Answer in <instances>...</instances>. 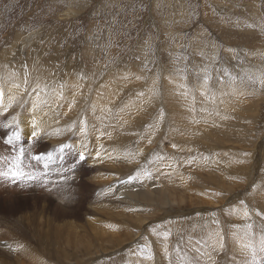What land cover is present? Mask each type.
Returning <instances> with one entry per match:
<instances>
[{"label":"rangeland","instance_id":"rangeland-1","mask_svg":"<svg viewBox=\"0 0 264 264\" xmlns=\"http://www.w3.org/2000/svg\"><path fill=\"white\" fill-rule=\"evenodd\" d=\"M25 37H30L26 43H24L25 41L22 42ZM0 58L1 61L3 60L2 62L0 61V169L6 172L10 162L18 154L19 149L23 148L25 151L23 169L39 177V180L38 178L28 180L26 177L13 180L8 176H0V230H3L6 234L10 232L9 241H17L21 245H25L24 247L35 251V239H33L29 221H33L37 225H45L44 227L46 228L48 226V231L55 236L58 226L63 225L66 226L64 227L65 233L58 239L59 246H56L58 252L64 251V248H68V245L73 242H79L82 246L88 244V247L91 246L90 249L92 250L88 255L83 253L80 255L69 254L82 259L86 258L82 264L84 262H86L85 264H93L91 263L92 261L88 262L87 259L90 256H96V254H92L95 253L93 249L100 247L97 245L100 242L96 243L98 238H94L92 232L89 231L90 229L87 227L89 223L87 221L91 223L94 219L105 220L103 217L105 212H102L104 208L101 206L106 204V202V205L112 209L107 197L99 199L103 202L105 201L104 203L102 201L96 203L93 197L97 194L94 187V178L99 176V182H103L104 180L106 181L105 176L107 175L116 177V180L122 176L121 180L125 184L124 187L127 188L126 184L129 185L127 189H134L133 192L141 193V191L148 190L151 194H147L145 191V197H148L147 201L155 204L161 205L159 201L161 196L170 202L179 203L181 197L186 198L188 201L185 200L186 203L183 202L179 205L173 204L170 207H162L161 211H158L157 206L154 205L145 207L143 204H146V202L143 201L145 199L141 195L139 197L136 195L131 196V199L127 198L124 200L125 202L123 201L120 204L115 200L111 201L114 204H118V207H115L117 211L124 212L126 209L125 217H128L133 223L125 222V219L118 224V227L116 223H111L110 225L114 226L113 228L115 229L111 228L112 230L109 229L106 232L100 225L92 224L105 232V234L107 233L106 237L108 238L123 235L129 229L132 230L134 225H136L134 220L141 219L145 221V214L147 213L149 217L157 213L160 215L159 218H161V221L147 224L145 234H136L135 232L137 231H134L132 236L128 234L131 238L124 245H118V248H112L107 244L101 247L102 251L105 249V252L97 254L109 255L108 257L110 258L111 256L113 258V253L117 254H114L116 257L118 255L122 256L117 264H126L124 251L127 252V249L130 251V246L135 241L134 239L137 241L136 248L133 250L138 255L148 253L147 246H154L155 249L159 248L158 243L160 241L148 239L154 234L156 228H160L161 233H166L172 226L171 222L179 224L184 218H187L186 216L182 217V215H180V219L178 217H176L177 219L175 217L165 218L171 210L183 209L186 212L196 207L197 209L195 208L194 212L187 215L188 218L192 216L189 221L200 220V222L203 221L205 223L209 220L210 226L203 225L207 229H210V227L215 228L211 222H219L217 228L220 229L219 216L221 217L224 233L221 230L220 243L223 244V248L219 245L220 249L218 248L215 256L209 250L210 262L208 264H232L230 259H234V255L228 254L229 256H226L227 245L229 246V244L226 245L227 239L229 235L234 234L233 225H230L229 221L233 220L237 224L244 216L242 210L245 207L249 214L252 213L249 215L251 219H259V221L262 219L261 221H264V210L260 206L262 203L256 198L261 196L264 200V188L261 187L262 184L259 179L257 186H255L256 177L260 174H262V177L264 176V0H0ZM121 69L122 71H120ZM9 71L17 72L25 78L23 86L21 85V88H18L19 84L16 88V90L20 89V98L17 97L20 93L13 96L8 94L5 85L6 74ZM121 79L125 82H122ZM205 79H207V84H205ZM240 84L246 88L242 89L243 93L239 91V102L235 103L236 101H233L231 109L228 110L231 115L228 119L230 121L228 125L230 126H226L228 130L226 127H216V130L226 131L225 135L230 133L231 135L225 138V141L221 138L224 143L219 144L220 146H218L216 141L217 138L215 140V138L206 136V138L212 140L191 141L189 134L196 132L183 129V126L182 128L180 126L185 120L188 126L196 129L198 127L195 117H193V122H190L188 118H192L196 112L203 113L202 115L208 114L198 105L206 101L207 96L203 93H217L220 97H223L227 92L229 93V85L239 87ZM35 85L42 87L43 93L40 96L44 97L45 95L47 99L48 94L53 91L54 94L57 93L59 98L58 102L55 101L51 105H44V102L41 101V103L35 99L34 104L41 111V114H36L37 116H33L34 111L32 112V107L27 99L29 91L33 90ZM113 87L116 93H120L116 94V102H112V105L109 104L112 108L109 109V121L106 119L105 129L109 130L111 128L110 133L112 136L116 131L121 132V136L130 144L127 143L126 148H124V145L121 148L125 152L120 151L119 155L116 154V139L107 140L105 138L106 140H102L101 137L103 136L99 138L98 133L97 135L95 134V137L93 133L98 131V128L93 129V126L81 120V117L85 114H81L82 116L80 115L74 119L73 123L70 122L69 124L66 122V124L64 122L66 128L67 126L70 127L68 131L64 130V132L66 131L64 134L60 136H58L59 134H49L54 128V124L49 125L43 119L49 118L51 112L56 115L60 109L65 108L63 118L71 114L74 109H77L78 113L80 110L84 113L95 93L104 92L105 89L109 91ZM173 87H178L184 94H201L203 99L200 100L201 96H198L200 101H197L196 106L192 107V109L194 108L193 110L191 108L189 110L186 102H180L181 107L175 108V111L178 112H175V115H171L173 113L171 106L178 105L167 96L172 91L170 88ZM35 88L39 90V88ZM201 88L203 91L199 92ZM130 89L132 93H130ZM62 94L64 95L62 96ZM247 94L250 96L248 97ZM230 95H232V92ZM251 95L253 96L251 97ZM257 95L260 96L258 99H261L259 102L263 101L260 106L257 109L251 104L247 106L244 100L256 99ZM232 96L227 98L231 100V98L238 97ZM82 97L86 98L82 100ZM141 99L143 100L141 101ZM18 100H20L19 109H16L15 102ZM135 105L138 106L137 108L140 109L141 114L137 112L130 113L129 110L133 111L132 107ZM45 108L50 110H45ZM55 109L57 111H54ZM246 109L250 110L246 111ZM254 110L259 111L255 112ZM184 111L186 114L190 111L188 118L184 116ZM46 113L49 116H46ZM87 115L91 116V113ZM58 116L56 117L58 120L56 119L55 123L61 125L62 119ZM129 116L134 118V120L130 119V124L127 122ZM120 120H124L126 126L119 127ZM25 127L30 131L27 134L24 133ZM81 128H83L85 135L78 137L77 132ZM99 129L103 128L99 127ZM219 130H217V134L220 132ZM33 132L36 133L35 138L32 137ZM14 135H18V139L13 138ZM186 140L190 141L187 142ZM200 143L201 145H199ZM108 145H112V147L108 149ZM258 146L262 147L261 153L258 151L259 155L262 154L260 156L262 163L259 164V168L258 166L256 167L257 174L254 175V187H250L246 174L242 179H238L239 171L235 170V160L237 159L238 161L236 166L238 164H240L238 166L247 165L249 162H245L243 159L240 160L241 153L248 151L249 154H255ZM156 147L161 150H157ZM192 150L193 152H191ZM150 151L152 152L151 156ZM33 155H39L42 159L39 161L33 160L31 158ZM133 155L135 156L133 157ZM197 155L203 158V165L197 161ZM49 156L51 157L50 161L48 160ZM109 157H113V160H110ZM130 157L135 159V161L132 160V163H140V166L133 163L129 167V173L126 174H112L111 171H108L123 167L121 163L124 161L123 164L125 165V159H130ZM69 160L71 161L69 162ZM184 160H188L189 163H185ZM45 162L49 164L46 170L42 167ZM162 163H164V167ZM222 163H225L228 169ZM93 166H98V168L93 170ZM77 168L79 176L75 179L72 178L74 181H67L71 194L66 198L71 204L65 206L61 201H66L67 199L61 198L56 191H62L61 185H64L65 176L69 171L73 172L71 169L76 170ZM160 168L167 173L168 177L165 182H162L163 180L159 177ZM233 170L234 172L232 173L234 174L231 173ZM209 171L213 172V174L207 173ZM221 171L222 173L225 172V174L228 173L227 177L237 178L235 182L232 181L235 183L232 191H221L217 188V184L214 183L212 187H207L206 185V189L217 190V195H213L211 198L205 193L196 194L197 197L195 198L193 194L186 192L203 188V185H205L202 181L203 176H216ZM45 172L47 173L46 176ZM195 177L199 180L198 182ZM179 178L182 179V184L179 183ZM231 179L226 178L224 180L228 182ZM171 180H175L178 183H170ZM149 181H154L153 186L147 185ZM119 183L122 184V182ZM161 184L165 185V187H160ZM80 186L83 187L84 192L82 191V194L86 193L87 195L86 201L93 199L94 205L90 208L95 207L96 210L91 211L96 213L101 211L99 214L88 216L83 214L87 204L84 201L81 207L80 203H78L81 195ZM107 190L108 188L102 192L107 195ZM203 191H205V188H203ZM130 192L128 190L125 191L127 194ZM219 193L221 194L218 195ZM50 198L54 200L51 201ZM192 200L194 201L192 202ZM49 201L53 203L49 204ZM97 205L99 206L97 207ZM59 208L60 210H58ZM144 208L149 211L147 210V213L146 211L145 213L142 212ZM75 209L76 211L71 212ZM77 209L79 210L78 213H76ZM97 209L100 210L98 211ZM215 209L221 210L218 212ZM34 211L35 213H33ZM198 211L200 212L198 213ZM258 212L260 215H257ZM207 213L209 214L207 215ZM50 216L55 218L51 219ZM206 217L208 220H205L207 219ZM7 220H10V225L7 224ZM226 221H228V224L225 225ZM13 223L17 226V230L14 227L11 228ZM51 225L55 226L56 233L53 232L54 229ZM88 232L93 239L97 240L89 243L85 237ZM72 234L74 237H72ZM46 235L44 234L45 237H48V234ZM199 235L200 232L195 236V238L197 237L200 240L198 242L199 247H201V243H209ZM1 236L0 240L6 242V239ZM186 241L183 243L185 244ZM214 245L215 243L213 242L212 246ZM184 246L177 249L162 247L165 248L164 250L162 249L163 251L155 250V255H158V258H149V255H147L146 264L150 260H152L150 263L153 262L152 264H154L157 261L156 259L160 260L163 257V259H166L165 264H173L178 257L188 256L182 249ZM165 250L169 251L170 254H167L169 252ZM198 250L196 253L200 252ZM159 251L164 253L160 254ZM233 252L236 253L237 251L234 250ZM38 254L40 255V253ZM18 257L20 256H14V253H11L12 261L9 259L10 264H21L24 259L22 260L21 257ZM41 257L44 264H61L50 259L47 260V255H41ZM262 257V262L247 261L239 264H264V255ZM199 262L206 263L204 256H201ZM66 264H70V261H67ZM177 264L182 263L177 262ZM186 264H190V262Z\"/></svg>","mask_w":264,"mask_h":264},{"label":"bare ground","instance_id":"bare-ground-1","mask_svg":"<svg viewBox=\"0 0 264 264\" xmlns=\"http://www.w3.org/2000/svg\"><path fill=\"white\" fill-rule=\"evenodd\" d=\"M20 39V38H19ZM30 39V37H25L24 39H22V42L23 41H25L24 43H26L28 40ZM34 41V40H33ZM31 42V41H30ZM44 50V49H43ZM40 54V53H39ZM6 55V54H5ZM8 56V55H7ZM36 58V57H35ZM34 58V59H35ZM1 59V58H0ZM24 59V58H23ZM30 59V58H29ZM39 59V58H38ZM18 60H19V58H18ZM21 60H22V58H21ZM20 60V61H21ZM1 61V60H0ZM3 61V60H2ZM1 61V62H2ZM19 61V62H20ZM34 61V60H33ZM18 62V61H17ZM16 62V63H17ZM36 62V61H35ZM248 64V63H247ZM13 65H14V63H13ZM18 66V65H17ZM19 67V66H18ZM31 67V66H30ZM124 70V69H123ZM5 71V70H4ZM120 71H122V69L120 70ZM7 72V71H6ZM22 72V71H21ZM20 72V73H21ZM116 72V71H115ZM129 72H130V70H129ZM257 72V71H256ZM14 73V74H13ZM23 73V72H22ZM99 74V73H98ZM7 77H6V87H7V91H8V94L9 95H11V96H13V95H18L20 92V89H17L16 90V88H17V85H19L18 86V88L20 87L21 88V85L23 86V81H24V77H22L20 74H18L17 72H13V71H9L7 74ZM115 75V74H114ZM36 76V75H35ZM34 76V77H35ZM33 77V78H34ZM44 77H48V76H44ZM50 78H51V76H49ZM36 78V77H35ZM34 78V79H35ZM41 78H42V76H41ZM78 78V77H77ZM224 78V77H223ZM5 79V78H4ZM33 79V80H34ZM126 79V78H125ZM49 80V79H48ZM122 80V82H125L123 79H121ZM27 81V80H26ZM128 81V80H127ZM35 84V83H34ZM36 84H38V83H36ZM139 84V83H138ZM178 84V83H177ZM235 84V83H234ZM26 85V84H25ZM224 85V84H223ZM226 85V84H225ZM239 85V84H238ZM108 86V85H107ZM132 86V85H131ZM26 87V86H25ZM34 88L35 87H37V88H39V90H37L36 88L34 89L33 88V90L31 89V91H29V93H28V95H27V99H28V103H30V105H31V109H32V112L34 111V115L33 116H35L36 114H38V113H40L41 111H40V109H39V107H37V105H35L34 103V101H36L35 99H37V101H39V102H44V105H47V104H54V102L56 101V102H58V100H59V98H58V95H57V93H55L54 94V92L52 91V93L50 92H48L47 91V89L45 88V90L49 93H47L48 94V98L46 99L45 97V95H44V97L43 96H40L42 93H43V91L41 90L42 89V87L41 86H39V85H35V86H33ZM106 87V86H105ZM109 87V86H108ZM135 87V86H134ZM29 88V87H28ZM132 89H133V87H131ZM136 88V87H135ZM246 87H244V86H241V84H240V86L239 87H236V86H233V85H229V93L227 92V94L225 95V96H223V97H220L217 93H213V94H209V93H203V94H205L206 96H207V98L205 99L206 101H205V103H201V104H198V105H200L206 112H208V114H206V115H202V114H200V113H198V112H196L193 116H192V118H188L189 116V112L190 111H188V113L186 114V112L184 111V116L185 117H187L188 119H189V121L190 122H193L194 120H193V117H195V122H196V124H197V127L198 128H196V129H192L190 126H188L187 124H186V122H185V120L182 122V125L180 126L181 128H182V126H183V129H189V130H191V131H193V132H196V133H192L191 135L189 134V138H191V141L193 140V141H198V140H202V141H205V140H207V141H209V140H212V139H208V138H206V137H209V138H215V140H216V138H217V142H218V146H220L221 144H223L224 143V141H225V138H228L230 135H231V133L230 134H226L225 135V133H226V131H223V132H221V130H219V129H217V130H219L220 132L217 134V130H216V127H226L227 125H228V122H230L228 119L231 117V115H230V113H228V110L229 109H231V104H232V102L233 101H236L235 103H238L239 102V91L240 92H242L244 89H245ZM44 89V88H43ZM114 87L112 88V90H109L108 91V89H105L104 90V92L102 91L101 93H95L94 94V96H93V99L91 98V102H90V105L88 106V108L84 111V113L80 110V112L78 113V110L76 109H74L73 110V112L71 113V114H67L68 116L66 117V118H63L62 116H63V113L65 112V108L64 109H60V111L55 115V114H52V112H51V115L49 116L47 113H46V116L48 115L49 116V118H45V119H43L44 121H46V123L47 124H54V128L52 129V131H51V133H49L50 135H58V136H60L61 134H64L66 131H68L69 130V126H67V128H66V122H68L69 124H70V122H72L74 119H76V118H78L81 114H85V115H81L82 117H81V120L82 121H85L87 124H90L91 126H93V129L94 128H98L97 130L98 131H95L93 134H94V136L96 137V135H97V133H98V137L100 138L101 136H103V137H101L102 138V140L103 139H105V138H107V140L108 139H111V140H114V139H116L115 140V145H116V154H118L120 151H123V149H121V148H123V145L125 146L124 148H126V146H127V143H128V141H126V139L123 137V136H121V132L119 133V132H115L114 133V135L112 136L111 135V128L109 129V130H106L105 129V127H106V119H108V117H109V113H110V111H109V109H111L112 108V102H116V99L117 98H115V97H117V95L116 94H118V93H120V92H118V93H116L114 90ZM172 91H171V93H169V94H167V96L168 97H170V99L172 100V102H174V103H176V104H178V105H173V106H171L172 108H173V113L171 114V115H175L176 113L175 112H178V111H175V108L176 107H181V104H180V102H182V103H185L186 102V104L189 106V110H190V108L192 109V107H194V106H196V102L197 101H200V100H202L203 98H202V96H201V94L199 95V94H195V95H193L194 93H182L181 92V89H179L178 87H173V88H170ZM243 89V90H242ZM50 90V89H49ZM129 90V89H128ZM165 90V89H164ZM198 90H199V88H198ZM197 90V91H198ZM28 91V90H27ZM119 91V90H118ZM131 91V92H130ZM130 93H132V90L130 89ZM141 91V90H140ZM201 91H203L202 90V88L200 89V91L199 92H201ZM180 92V93H179ZM223 92V91H222ZM231 92H232V95H235V96H238V97H234V98H231V100L230 99H228L227 97H229V96H232V95H230L231 94ZM244 92V91H243ZM242 92V93H243ZM178 93V94H177ZM221 93V92H220ZM219 93V94H220ZM239 93V94H238ZM252 93V92H251ZM76 94V93H75ZM74 94V95H75ZM147 94V93H146ZM245 94V93H244ZM64 94H62V96H63ZM129 95V94H128ZM131 95V94H130ZM143 95V94H142ZM141 95V96H142ZM248 95V97L250 96L249 94H247ZM20 96H21V93L17 96V97H19L20 98ZM34 96H36L35 98H34ZM61 96V97H62ZM67 96H68V94H67ZM120 96H122V95H120ZM140 96V97H141ZM149 96V95H148ZM198 96H201V98H200V100L198 99ZM204 96V95H203ZM241 96V95H240ZM253 95H251V97H252ZM258 97L256 98V99H249V100H244V102L246 103V105L247 106H249L250 104L253 106V107H255L256 109L258 108V106H260V104L263 102H259L261 99H258L260 96L259 95H257ZM118 97H119V95H118ZM145 97H147V96H145ZM144 97V98H145ZM233 97V96H232ZM245 97H246V95H245ZM86 97H82V100H84ZM143 98V99H144ZM254 98V97H253ZM15 99V98H14ZM18 99V98H17ZM26 99V100H27ZM143 99H141V101L143 100ZM148 99V98H147ZM146 99V100H147ZM70 100V99H69ZM139 100H140V98H139ZM150 100V99H149ZM169 100V99H168ZM16 101V100H15ZM22 101V100H21ZM148 101V100H147ZM41 102V103H42ZM204 102V101H203ZM69 103H71V102H69ZM118 103V102H117ZM153 103V102H152ZM15 104H16V109H19V104H20V100H18L17 102H15ZM74 104V103H73ZM109 104H111V105H109ZM134 104V103H133ZM43 105V106H44ZM66 105V104H65ZM119 106V105H118ZM123 107V106H122ZM138 106H134V107H132V109H134L133 111L132 110H129L130 111V113L132 114L133 112H137L138 114H141V111H140V109L139 108H137ZM28 108H29V106H28ZM140 108H141V106H140ZM201 108V109H202ZM15 109V110H16ZM43 109V108H42ZM49 108H45V110H48ZM53 109V108H52ZM127 109H129V108H127ZM126 109V110H127ZM194 109V108H193ZM192 109V110H193ZM243 109V108H242ZM241 109V110H242ZM50 110V109H49ZM68 110H69V108H68ZM143 110V109H142ZM248 109H246V111H247ZM250 110V109H249ZM248 110V111H249ZM54 111H57L56 109L54 110ZM53 111V112H54ZM114 111H117V110H114ZM252 111V110H251ZM255 111V110H254ZM259 110H257V111H255V112H258ZM45 112H48V111H45ZM55 113V112H54ZM88 113H91V116H88L87 114ZM136 113V114H137ZM191 113H193V111H191ZM41 114V113H40ZM118 114V113H117ZM121 114V113H120ZM128 114V113H127ZM138 114H137V116H138ZM178 114V113H177ZM57 115H59L58 117L59 118H61L62 120V124L61 125H58L57 123H55V121H56V117H57ZM90 115V114H89ZM244 115V114H243ZM248 115V114H247ZM250 115V114H249ZM37 116V115H36ZM41 116H43V115H41ZM245 116V115H244ZM126 117V116H125ZM241 118H242V116H241ZM240 118V119H241ZM41 119V118H40ZM123 119V118H122ZM130 119L131 120H134V118L133 117H128V120H127V122L130 124ZM42 120V121H43ZM58 120V119H57ZM81 120H80V122H81ZM236 120V119H235ZM25 121V120H24ZM108 121H109V119H108ZM238 121V120H237ZM40 122H41V120H40ZM60 122V121H59ZM64 122L66 123L65 125H64ZM77 122V121H76ZM233 122H235V121H233ZM243 122V121H242ZM39 123V122H38ZM73 123V122H72ZM115 123V122H114ZM119 127H124V126H126V122L124 121V120H120L119 121ZM232 123V122H231ZM134 124V123H133ZM230 124V123H229ZM241 124V123H240ZM39 125V124H38ZM71 125H73V124H71ZM80 125V124H79ZM82 125V124H81ZM236 125V124H235ZM41 126V125H40ZM83 126V125H82ZM88 126V125H87ZM172 126H174V125H172ZM177 126V125H176ZM228 126H230V125H228ZM47 127V126H46ZM79 127H81V126H79ZM99 127H102L103 129H99ZM179 127V128H180ZM238 127H241V126H238ZM66 128V129H65ZM202 128H203V130H202ZM227 128V127H226ZM234 128V127H233ZM131 129V128H130ZM129 129V130H130ZM221 129V128H220ZM64 130H66L65 132H64ZM104 130V131H103ZM227 130H228V128H227ZM255 130V129H254ZM48 131V130H47ZM80 131H82V132H80ZM79 132H77V136L78 137H81L82 135H85V133H83V128H81V130H80ZM179 131H181V130H179ZM185 131H187V130H185ZM28 132H30L29 131V129L28 128H24V133H28ZM113 132V131H112ZM228 132V131H227ZM20 133V132H19ZM186 133V132H185ZM190 133V132H189ZM198 133V134H197ZM236 133V132H235ZM96 134V135H95ZM132 134V133H131ZM144 134V133H143ZM188 134V133H187ZM225 135V136H224ZM194 136H196L195 138H194ZM206 136V137H205ZM256 136H257V134H256ZM132 137V136H131ZM143 137H146V136H143ZM152 137V136H151ZM232 137V136H231ZM54 138V137H53ZM58 138V137H57ZM224 140H222V139ZM219 139H221V140H219ZM67 140V139H66ZM69 140V139H68ZM106 140V139H105ZM135 140V139H134ZM133 140V141H134ZM149 140V139H148ZM58 141V140H57ZM56 141V142H57ZM63 141V140H62ZM130 141V140H129ZM187 141V140H186ZM190 141V140H189ZM189 141H187V142H189ZM52 142V141H51ZM60 142V141H59ZM131 142V141H130ZM146 142V141H145ZM214 144H216L214 141H212ZM260 142H262V141H260ZM58 143V142H57ZM57 143H55V144H57ZM89 143V142H88ZM114 143V142H113ZM193 143V142H192ZM210 143V142H209ZM110 144V143H109ZM129 144V143H128ZM144 144H146V143H144ZM189 144V143H188ZM220 144V145H219ZM229 144V143H228ZM262 144H263V142H262ZM25 145V144H24ZM113 145V144H112ZM112 145H108V149H110L111 147H112ZM130 145V144H129ZM157 146H158V144H156ZM163 145V144H162ZM195 145V144H194ZM199 145H201V143L199 144ZM258 145H260V144H258ZM100 146V145H99ZM103 146V145H102ZM106 146V145H105ZM135 146V145H134ZM137 146V145H136ZM198 146V145H197ZM27 147V146H26ZM82 147V146H81ZM138 147V146H137ZM136 147V148H137ZM159 147H160V145H159ZM157 148V150H159L160 148ZM94 148V147H93ZM104 149H105V147H103ZM103 148H101V149H103ZM140 148V147H139ZM197 148V147H196ZM138 149V148H137ZM142 149V148H141ZM186 149V148H185ZM262 149V147L261 146H258V150L255 152V154L253 153V154H249L248 153V151L246 152V153H241V157H240V160L241 159H243L245 162H249V163H247V165L246 164H244V165H242V166H238V165H240V164H238L237 166H236V164H237V159L235 160V170H238L239 171V175H238V179H242L243 177H244V175L246 174V176H247V182L248 183H250L249 185H250V187H254V183H253V181L255 180V177H254V175L255 174H257L256 172H257V166H258V168H259V164H261L262 163V161H261V159H260V156L262 155H259V153H258V151L260 152V150ZM119 150V151H118ZM143 150V149H142ZM161 150V149H160ZM196 150V149H195ZM206 150V149H205ZM102 151V150H101ZM100 151V152H101ZM104 151V150H103ZM186 151H188V150H186ZM208 151V150H207ZM243 151V150H242ZM242 151H240V152H242ZM96 152V151H95ZM106 152V151H105ZM105 152H103V153H105ZM123 152H125V151H123ZM136 152V151H135ZM148 152V151H147ZM162 152V151H161ZM191 152H193V150L191 151ZM209 152V151H208ZM127 153V152H126ZM144 153V152H143ZM190 153V152H189ZM239 153V152H238ZM261 153V152H260ZM121 154H123V153H121ZM128 154H129V152H128ZM132 154H134V153H132ZM139 154V153H138ZM145 154V153H144ZM148 154V153H147ZM151 154H152V152L150 151V156H151ZM194 154V153H193ZM119 155V154H118ZM135 155H137V154H135ZM135 155H133V157L135 156ZM92 156V155H91ZM101 156V155H100ZM112 156V155H111ZM140 156V155H139ZM237 156V157H238ZM124 157V156H123ZM126 157H127V155H126ZM147 157V156H146ZM149 157V156H148ZM236 157V158H237ZM242 157H245V158H242ZM91 158V157H90ZM132 157H130V159L128 158V159H125L126 160V164L124 165L123 163H124V161H123V163H121L122 165H123V167L121 166V168H119V169H116V170H108V171H111V173L112 174H116V173H119V174H121V173H124V174H126V173H129V171H130V168L129 167H131L132 165H133V163H135V162H133L132 163V160L133 161H135V159H131ZM151 158V157H150ZM150 158H148V159H150ZM97 159H99V158H97ZM108 159V158H107ZM109 159L111 160H113V157L111 158V157H109ZM115 159V158H114ZM152 159V158H151ZM163 161H164V159L163 158H161ZM257 159H258V161H257ZM118 160V159H117ZM122 160V159H121ZM211 160V159H210ZM67 162H68V160H66ZM71 160H69V162H70ZM106 161V160H105ZM109 161V160H108ZM116 161V159L114 160V162ZM137 161V160H136ZM148 162H149V160H147ZM185 161V163H189V161L188 160H184ZM197 161H199V163L200 164H202V162H203V158L202 157H200L199 155H197ZM7 162V161H6ZM110 162V161H109ZM122 162V161H121ZM116 163V162H115ZM117 163H120V162H117ZM6 164H8V163H6ZM70 164V163H69ZM68 164V165H69ZM106 164H107V162H106ZM120 164V165H121ZM135 164H137V165H139L138 163H135ZM180 164V163H179ZM197 164H198V162H197ZM111 165V164H110ZM119 165V166H120ZM149 165V164H148ZM203 165V164H202ZM222 165L224 166V165H226L225 163H222ZM37 166V165H36ZM140 166V165H139ZM162 166L164 167V163H162ZM262 166V165H261ZM38 167V166H37ZM85 167V166H84ZM109 167V166H108ZM227 167V165L225 166V168ZM80 168V167H79ZM98 168V166L96 167V166H93V170H96ZM111 168V167H110ZM109 168V169H110ZM145 168V167H144ZM150 168V167H149ZM162 168V167H161ZM160 168V170H159V177L163 180H161L162 182H165V180L167 179V173L166 172H164L162 169ZM83 169V168H82ZM113 169V168H112ZM148 169V168H147ZM226 169H228V167L226 168ZM225 169V170H226ZM51 170H52V168H51ZM73 172H71V171H69L68 172V174L65 176V179H64V185H61V187H62V191L61 192H59V191H56L57 192V194L61 197V198H63V199H67L66 197L69 195V194H71L70 193V188H69V186H68V182L69 181H71L72 180V178H76V177H78L79 176V173H78V168L76 169V170H73V169H71ZM194 170V169H193ZM198 170V169H197ZM224 170V171H225ZM50 171V170H49ZM196 171V170H195ZM223 171V170H222ZM222 171H221V173H218L216 176H203L202 177V181H203V184H205V185H203V188H205V191H203V188L201 187V188H197V189H192V190H190V191H186V192H189V193H191V194H193V196L196 198L197 196H196V194H199V193H205V195H209V198H211V197H213V195H217V190H211V188L210 189H206V185H207V187L208 186H210V187H212L213 186V184L215 183V184H217V188L219 189V190H221V191H224V192H230V191H232V189L235 187V181H236V179H233V177H227L228 175V173L227 174H225V172H223L222 173ZM83 172V171H82ZM228 172V171H227ZM232 172H234V170L233 171H231V173ZM110 173V172H109ZM207 173H210V174H213V172H207ZM259 173V172H258ZM56 174V173H55ZM232 174H234V173H232ZM196 175H197V173H196ZM46 176V175H45ZM81 176V175H80ZM103 176V175H102ZM232 176H234V175H232ZM61 177V176H60ZM118 177V176H117ZM120 177V176H119ZM134 177V176H133ZM139 177V176H138ZM150 177V176H149ZM198 177V176H197ZM236 177V176H235ZM234 177V178H235ZM38 178V180H39V177H37ZM67 178V179H66ZM102 178V177H101ZM116 177H112V176H105V179H106V181L104 180L103 182H99L100 180H99V176L98 177H95L94 179H95V184H94V187L96 188V190H95V192L97 193L95 196H93L94 197V199H95V202L96 203H98V202H101L102 200H99V199H101V198H106L107 197V200H109L108 201V203L109 204H111L112 205V209H111V207H109V206H107L106 204H107V202H106V204H104V205H102L101 207H103L104 208V210L102 211V212H105L104 214H103V217L105 218V220H103V221H101V220H99V219H92L93 221H91V223L89 222V221H87L88 223H89V226H87L90 230L89 231H91L92 232V235H94V238H98V241H96L95 239H93V237L91 236V234L88 232V234H85V237L87 238V240H88V242L90 243V242H93V240H95L96 241V243L97 242H100V244H97V245H99L100 247H98V248H94L93 250H95V253H92V254H96V256H94V257H89L88 259H87V261L89 262V261H92L91 263H93V264H117V263H119L118 261L122 258V256H120V255H118L117 257H116V253H113L112 251H111V253H113V258H112V256H111V258L110 257H108V256H105V254L104 255H100V254H97V253H101V252H105V249L102 251V248L101 247H103L104 245H109V246H111L112 248H116L118 245H120V244H122V245H124V243L125 242H128V240L131 238V236H132V233L134 232V231H137V232H135L136 234L137 233H142V234H145V229H146V225L147 224H149V223H151V222H155V221H161V218H159L160 217V215L159 214H155L154 216H151V217H149V214L147 213V208H144L143 210H142V212H144L145 213V211H146V213L147 214H145V221H143V220H141V219H136V220H134L135 221V223H136V225H134V228L131 230V229H129L125 234H123V235H117V236H111L110 238H108V237H106V235H107V233L105 234V232L106 231H108L109 229L110 230H112V229H115V228H113L110 224L111 223H116V225H117V227H118V224H120V223H122V221L125 219L126 221L125 222H127V221H129L130 223L129 224H132L133 223V221H131V220H129V218L128 217H125L126 216V212H125V208H123V209H125L124 210V212L123 211H117L116 210V208L115 207H118L117 205V203H112L111 201H116V202H118L119 204L120 203H123V201L125 200V199H127V198H132L131 196H134V195H136L137 197H139L140 195L141 196H143V199H145V200H143L144 202H146V204H143V205H145V207H149V206H152V205H154V206H157V209H158V211L162 208V207H170L171 205H173V204H181V203H186V198H183V197H181L180 198V200H179V203H176V202H170L169 200H165V198L164 197H160L159 198V201H160V203H161V205L160 204H155V203H153V202H149V201H147V199H148V197L146 198L145 196H146V194H145V191H146V193L147 194H151V192H149L148 190H145V191H141V193L139 192V193H137V192H133L134 191V189H127V188H129L128 186L129 185H127L126 184V186H127V188H125L124 186H125V184L123 183V180H121V178H122V176L119 178V179H115ZM196 178V177H195ZM226 178H232L231 179V181H228V182H226L224 179H226ZM257 179L255 180V186H257V184H258V179H259V181H260V183L262 184L261 185V187H263L264 188V176L262 177V174H260L258 177H256ZM63 180V179H62ZM78 180V179H77ZM97 180V181H96ZM120 180V181H119ZM133 180V179H132ZM153 180V179H152ZM196 180H197V182L199 181L197 178H196ZM68 181V182H67ZM72 181H74V180H72ZM232 181H234V182H232ZM76 182V181H75ZM74 182V183H75ZM119 182H122V184H120ZM153 182L154 181H149L148 182V184L147 183H145V184H147L148 186H153ZM218 182V183H217ZM170 183H178L177 181H175V180H171V182ZM179 183L180 184H182L183 182H182V179L181 178H179ZM13 184V183H12ZM77 184V183H76ZM75 184V185H76ZM36 185H38V184H36ZM50 185V184H49ZM53 185V184H52ZM70 185H71V183H70ZM138 185V184H137ZM72 186V185H71ZM142 186V185H141ZM165 187V185H162L161 184V186L160 187ZM186 186V185H185ZM180 187H182V188H184L183 186H180ZM78 188V187H77ZM88 188V187H87ZM106 188H108V190H107V195L105 194V193H103L102 191H104ZM158 188V187H157ZM193 188V187H192ZM194 188H196V187H194ZM262 188V189H263ZM79 189V188H78ZM137 189V188H136ZM146 189H148V188H146ZM150 189V188H149ZM160 189V188H159ZM163 190H164V188H162ZM191 189V188H190ZM202 189V190H201ZM251 189V188H250ZM70 190V191H69ZM126 190H128V191H131L129 194H127V193H125V191ZM143 190V189H142ZM154 190V189H153ZM183 190V189H182ZM186 190V189H185ZM189 190V189H188ZM82 191H83V187L82 186H80V193H81V195H80V199H79V201H78V203H80L79 205L82 207L83 206V202L85 201V203L87 204V208L86 209H84L85 211L83 212V214L85 215V216H88V215H97V214H99L101 211H99L98 209V213H96V212H92L91 210H96L95 209V207L94 208H90V207H92L93 205H94V203H93V199H91V200H89L88 202L86 201V198H87V195H86V193H83L82 194ZM87 191V190H86ZM251 191V190H250ZM49 192H50V190H49ZM84 192V191H83ZM89 192V191H88ZM173 192V191H172ZM260 192H261V190H260ZM137 193V194H136ZM188 193V194H189ZM256 193V192H255ZM87 194H89V193H87ZM162 194V193H161ZM164 194V193H163ZM221 193H219L218 195H220ZM258 194V193H257ZM51 195V194H50ZM49 195V196H50ZM53 195V194H52ZM151 196V195H150ZM149 196V197H150ZM192 196V195H191ZM53 197H55L54 195H53ZM193 197V198H194ZM207 197V196H206ZM59 198V197H58ZM151 198H152V196H151ZM175 198V197H174ZM189 198V197H188ZM256 198H258V201L259 202H261L260 204V206L262 207V209L264 210V200L262 199V197L260 196V197H256ZM57 199V198H56ZM88 199H90V198H88ZM135 199V198H134ZM45 200V199H44ZM50 200L51 201H53L54 199H52V198H50ZM104 200H106V199H104ZM186 200V201H185ZM190 200V199H189ZM217 200V199H216ZM51 201H49V204L50 203H53V202H51ZM57 201V200H56ZM137 201V200H136ZM194 200H192V202H193ZM200 201V200H199ZM65 206L67 205V204H71V202L67 199L66 201H61ZM82 202V203H81ZM103 202V201H102ZM105 202V201H104ZM103 202V203H104ZM125 202V201H124ZM188 202V201H187ZM190 202V201H189ZM46 203V202H45ZM159 203V202H158ZM189 204V203H188ZM236 204V203H235ZM198 205V204H197ZM231 205V204H230ZM263 205V206H262ZM43 206V205H42ZM52 206V205H51ZM56 206V205H55ZM95 206H96V204H95ZM99 205H97V207H98ZM136 206V205H135ZM191 206V205H190ZM80 207V208H81ZM132 207V206H131ZM231 207V206H230ZM100 208V207H99ZM126 208H128V207H126ZM196 207H194V209H195ZM37 209V208H36ZM121 209V208H120ZM194 209L193 210H190V211H186V212H184V210L183 209H178L177 211L176 210H171L170 211V213H168L167 215V217H165V218H173V217H175V219H177L176 217H180V215H182V217L184 216H186L187 218H184L183 219V221H181L179 224H177L176 222H171V228H170V230H168L166 233H161V229L160 228H156V230L154 231V234L153 235H151V238H148L149 240H157V241H160L159 243H158V247L159 248H157V249H155L154 248V246H147L148 247V253L146 252V254H144V255H138V254H136L135 252H134V248H136L135 246H136V239H134L135 241H133V244H131L132 246H130V251H128V249H127V252L126 251H124V253H125V259L126 260H124V261H126V264H146V258H147V255H149V258H158V255H155V250H164L165 248H162V247H169V248H171V249H177V248H181L183 245H185L184 246V248H182V249H184L183 251H185L187 254H188V256L187 257H181V258H179L178 257V259H174L175 261H174V263L173 264H177V262H180V263H182V264H186V263H188V262H190V264H203V262H199V259L201 258V256H204V259H205V261H206V263L205 264H208V262H210V253H209V250H210V252H211V254H214L213 256H215L216 255V253H217V251H218V248H219V245H220V235H221V230L223 231L222 233H224V230H223V223H222V220H221V217L219 216V221H220V229L219 228H217V225H219V222H217V223H214V222H211V224H213L214 226H215V228L214 227H210V229H207L206 227H204V226H210V221L208 220V218L207 219H205V220H208V222H205V223H203V221H201L200 222V220H194V221H189V219L192 217V216H190L189 218H188V214H190V213H192V212H194ZM197 209V208H196ZM224 209H225V207H224ZM58 210H60V208L58 209ZM78 210V209H77ZM200 210V209H199ZM214 210V209H213ZM215 210H217V209H215ZM220 210L221 209H219V210H217L218 212H220ZM37 211V210H36ZM57 211V210H56ZM74 211H76V209L75 210H72L71 212H74ZM130 211V210H129ZM149 211V210H148ZM154 211V210H153ZM161 211V210H160ZM60 212V211H59ZM79 212V210L76 212V213H78ZM152 212V211H151ZM200 211H198V213H199ZM222 212H224V211H222ZM33 213H35V211L33 212ZM38 213H40V212H38ZM76 213H74V214H76ZM203 213V212H202ZM206 213V212H205ZM31 214V213H30ZM209 213H207V215H208ZM225 214V213H224ZM252 214V213H251ZM251 214H249V215H251ZM38 215V214H37ZM134 215H136V214H134ZM138 215V214H137ZM131 216V215H130ZM213 216H214V214H213ZM218 216V215H217ZM30 217V216H29ZM34 217V216H33ZM38 217V216H37ZM54 216H52V218H53ZM140 217V216H139ZM202 217V216H201ZM243 218L241 219V220H239L238 221V223L236 224L235 223V221H229V224L230 225H233V227H232V229H233V231H234V234H232V235H229V237H228V242H226V245L227 244H229V246L227 245V252H226V256L228 255V254H230V255H234L233 256V258L234 259H230V261H231V263L232 264H239V263H242V262H247V261H257V262H262V259H263V257H262V255H264V254H262L263 252H264V221H259V219H251L249 216L248 217H245V216H242ZM254 217V216H253ZM21 218H23L22 216H21ZM24 218H26L25 216H24ZM49 218V217H48ZM50 218H51V216H50ZM51 218V219H52ZM55 218V217H54ZM62 218V217H61ZM119 218H121V219H119ZM137 218V217H136ZM245 218H249V219H245ZM36 219V218H35ZM42 219V218H41ZM45 219H47L46 217H45ZM132 219V218H131ZM164 219V218H163ZM180 219V218H179ZM193 219V218H192ZM198 219V218H197ZM213 219V218H212ZM20 220V219H19ZM27 220V219H26ZM25 220V221H26ZM174 220V219H173ZM214 220V219H213ZM8 221V223L7 224H9L10 225V220H7ZM13 221H15V220H13ZM18 221V220H17ZM24 221V222H25ZM107 221V222H106ZM27 223H28V221H26ZM52 222V221H51ZM12 223V222H11ZM26 223V224H27ZM97 224V225H100V227L102 228H104L103 230L105 231V232H103V231H101V229H98L97 227H95L94 225H92V224ZM20 224V223H19ZM24 224V223H23ZM22 224V225H23ZM226 224H228V221H226V223H225V225ZM42 225V224H41ZM41 225H37V224H35L33 221H29V226H30V228L32 229V236L34 237L33 239H35V245H36V249H35V251H32L31 249H29V248H27V247H24L23 245H21L20 243H18L17 241H9L8 239L10 238V236L11 235H9L10 234V232L8 233V234H6V233H4L3 232V230H0V234L2 235H0L2 238H4V239H6L5 241L6 242H4V241H2V240H0V264H10V262H9V259H10V261H12V258H11V253H14V256H20L21 257V259L23 260V262L21 263V264H44V261H43V259H42V257H41V255H47L48 256V258H47V260L48 259H50V260H53V261H56V262H59V263H61V264H66V262L67 261H70V264H82V262L86 259V258H84V259H82V258H78V256H72V254L70 255L69 253H74V254H77V255H80L81 253H83V254H85V255H88V253H90L92 250L90 249L91 248V246H89L88 247V244L86 245V246H82V245H80L79 244V242H73V243H70L69 245H68V248L67 247H65L66 248V250H65V248H64V251H61V252H58V250H57V248H56V246H59V244H58V239L65 233V230H64V227H66V226H63V225H61V226H58V228H57V233H56V231H55V229H54V227L55 226H52L53 227V229H54V233H56V236L52 233V232H50V231H48V226H47V228L46 227H44V226H41ZM128 225V224H127ZM126 225V227H128ZM204 225V226H203ZM28 226V225H27ZM57 226V225H56ZM69 226V225H68ZM85 226V225H84ZM249 226H251V227H249ZM14 227V229L15 230H17L18 228H17V226L15 225V223H13V225H12V227L11 228H13ZM71 227V226H70ZM99 227V228H100ZM116 227V226H115ZM230 227V228H231ZM68 228V227H67ZM66 228V229H67ZM88 228H87V230H88ZM112 228V229H111ZM120 228V227H119ZM131 228V227H130ZM52 229V228H51ZM81 229V228H80ZM83 229V228H82ZM124 229H126V228H124ZM12 230V229H11ZM68 230H71V229H68ZM122 230V229H121ZM232 231V230H231ZM20 232H22V231H20ZM27 232V231H26ZM67 232V231H66ZM72 232V231H71ZM85 232H87L86 230H85ZM113 232H115V231H113ZM125 232V231H124ZM198 232H200V235L203 237V238H205L206 239V241H208L209 243H206V244H204V243H201V247H199L198 246V242L200 241L197 237L195 238V236H196V234L198 233ZM18 233H19V231H18ZM73 233H74V231H73ZM110 233H112V232H110ZM147 233V232H146ZM21 234V233H20ZM43 234V235H42ZM44 234L46 235V234H48V237H45L44 236ZM71 234V233H70ZM113 234V233H112ZM116 234V233H115ZM127 234V235H126ZM128 234H131V236H129ZM31 235V234H30ZM114 235V234H113ZM199 235V236H200ZM213 235H215V236H213ZM47 236V235H46ZM142 236V235H141ZM225 236V235H224ZM23 237L25 238V236L23 235ZM72 237H74L73 236V234H72ZM124 237V238H123ZM223 237V236H222ZM20 238V237H19ZM123 238V239H122ZM139 238V237H138ZM191 238H195V239H191ZM200 238V237H199ZM11 240V239H10ZM155 240V241H156ZM185 240H187L186 241V243L184 244L183 242L185 241ZM121 241H124V242H122L121 243ZM148 241V240H147ZM195 241V242H194ZM205 241V240H204ZM21 242V241H20ZM33 242V241H32ZM215 243V245L214 246H212V243ZM25 244H26V242H25ZM183 244V245H182ZM62 245V244H61ZM226 245H224V246H226ZM31 246V245H30ZM28 247H29V245H28ZM61 248V247H60ZM62 248H63V246H62ZM118 248V247H117ZM124 248V247H123ZM194 248V249H193ZM223 248V247H222ZM107 249V248H106ZM197 249H199L198 251H200L201 252V255H200V252L199 253H196V251H197ZM220 249V248H219ZM60 250H62V249H60ZM118 250V249H117ZM162 250V251H163ZM180 250V249H179ZM234 250H236L237 252L236 253H234L233 251ZM154 251V252H153ZM165 251H167V250H165ZM171 251V250H170ZM78 252H80V253H78ZM116 252V251H115ZM160 252V251H159ZM167 252H169V251H167ZM172 252V251H171ZM174 252H176L175 250H174ZM181 252V251H180ZM222 252H223V250H222ZM233 252V253H232ZM38 253H40V255L38 254ZM120 253V252H119ZM118 253V254H119ZM122 253V252H121ZM158 253V252H157ZM161 253H164V252H160V254ZM166 253V252H165ZM179 253V252H178ZM108 254V253H107ZM106 254V255H107ZM110 254V253H109ZM114 254H116L115 256H114ZM160 254H159V258H160ZM167 254H170V252L169 253H167ZM173 254V253H172ZM171 254V255H172ZM184 254V253H183ZM203 254V255H202ZM178 255H180V254H178ZM185 255V254H184ZM9 256H10V258H9ZM101 256H105V257H103V258H100ZM229 256V255H228ZM242 256V257H241ZM20 257H18V258H20ZM172 257V256H171ZM175 257V256H174ZM225 257V256H224ZM232 257V256H231ZM17 258V259H18ZM95 260H94V259ZM164 258V257H163ZM160 259V260H158V259H156L157 261H155L154 262V264H165V260L166 259ZM168 258H169V256H168ZM176 258V257H175ZM14 260V259H13ZM16 260V259H15ZM170 260V259H169ZM150 261H152V260H150ZM150 261H147V262H149L150 263ZM154 261V260H153ZM171 261H172V258H171ZM48 262V261H47ZM17 263V262H16ZM54 263V262H53ZM86 262H84L83 264H85ZM125 263V262H124ZM148 263V264H149ZM153 263V262H152ZM152 263H150V264H152ZM170 264V263H169Z\"/></svg>","mask_w":264,"mask_h":264},{"label":"snow or ice","instance_id":"snow-or-ice-1","mask_svg":"<svg viewBox=\"0 0 264 264\" xmlns=\"http://www.w3.org/2000/svg\"><path fill=\"white\" fill-rule=\"evenodd\" d=\"M205 84H207V79H205ZM35 135L36 133L33 132L32 133V137L35 138ZM13 138H16L18 139V135H14ZM24 158H25V151L23 148H20L19 149V152L18 154L12 159V161L10 162V166L7 168V171L5 172L4 170L0 169V176H8L10 177L11 179L13 180H16V179H22V178H27L28 180H35L37 179V176L31 172H28V171H25L23 169V161H24ZM33 160H41L42 157L39 156V155H33L31 157ZM48 160L50 161L51 160V157L49 156L48 157ZM43 169H48L49 167V164L47 162H45L43 165H42ZM45 175L47 174L46 172L44 173ZM243 203V202H242ZM235 211V210H233ZM243 215L245 217H248L249 216V212L247 210V208L245 207L243 210ZM257 215H260V213L258 212ZM251 227V226H249ZM220 247L222 248L223 247V244L220 243Z\"/></svg>","mask_w":264,"mask_h":264}]
</instances>
